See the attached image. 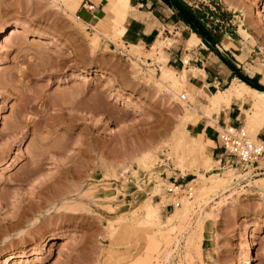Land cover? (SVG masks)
Wrapping results in <instances>:
<instances>
[{
  "label": "rangeland",
  "instance_id": "374dc122",
  "mask_svg": "<svg viewBox=\"0 0 264 264\" xmlns=\"http://www.w3.org/2000/svg\"><path fill=\"white\" fill-rule=\"evenodd\" d=\"M183 1L216 50L264 86V0ZM103 3L100 18L112 23ZM79 5L0 0V264H264L261 181L226 154L208 172H181L169 153L183 109L156 77L174 39L159 36L171 44L136 54L108 35L93 38V26L76 18ZM144 153L154 165L138 164ZM225 170L224 182L198 192L199 179ZM174 179L197 198L169 221L173 204L188 198L167 194ZM144 202L157 209V238L146 243L131 232Z\"/></svg>",
  "mask_w": 264,
  "mask_h": 264
},
{
  "label": "bare ground",
  "instance_id": "6f19581e",
  "mask_svg": "<svg viewBox=\"0 0 264 264\" xmlns=\"http://www.w3.org/2000/svg\"><path fill=\"white\" fill-rule=\"evenodd\" d=\"M103 1L107 2L109 4V8H111V9H109L110 10L109 13H110L111 17L113 18V22L107 23L106 21H104V19L100 18L97 24L92 25L93 26L92 28L94 30V35L92 34L93 35L92 37L96 39V37L98 35H103V36L108 35L111 40H113L115 42L117 40H119L120 44H122L121 40H120V36H121L120 28L122 27L123 24H125L127 21L130 20L131 14H135V8L130 5V0H103ZM51 2L54 5L61 7L63 10H69L71 8L77 7L79 5L80 0H51ZM253 2H254V0H253ZM251 5H253V3H251ZM255 6H256V3H255ZM254 12L256 13V11H254ZM262 12L264 14V6L262 9ZM262 12L259 9H257L258 15H259V13H261V15H262ZM12 28H15V27H12ZM12 30L15 31V29H12ZM14 31H11L10 35H12ZM163 38L164 37H162V38L159 37L154 42H152L149 46V49H146L147 50L146 52H144V51L142 52L141 51L142 49L136 45L130 44L129 47L131 48V51L136 52V54L142 53V54L151 56L154 53H156V51H160L164 45H170L171 44V42L168 41V39H169L168 37H166L164 39ZM95 39H93V40H95ZM111 40H110V42H112ZM165 40H167L168 42ZM90 42L92 43V38H91ZM185 42H186V47L189 49L192 46H195L196 44H198L200 42V39L192 31L191 34H189V36L187 37ZM132 52H129L128 54L130 56H133L134 53H132ZM185 56H186V58L183 59L184 60L183 62L186 65V64H188L189 59H187L188 55H185ZM135 63H136V61H135ZM81 69H82V67H81ZM186 69H183L182 71H177L173 67L162 65L160 74L158 77H156L157 84L160 87H162V89L167 94V96H169L170 98L171 97L175 98L177 100V103L179 104L178 106H180L183 109V114L181 116V119L178 121L179 123H177L178 126H177L176 130L173 132V134L171 135V139L169 142V148L171 151L169 153H170V155H174L175 166L181 172L189 170L190 168H193L196 171L203 169L206 172H208L211 169L212 164L215 165V163H214L215 161H213V159H212V152L207 150L206 145L204 144V141H203V139H204L203 134L201 135V137H197V136L190 134L189 130L186 128V125L189 122L195 123L199 119H204L205 121L213 120L212 119L213 115L216 114L220 108L230 106L231 102L234 101L236 98L242 99V98L247 96L250 99V102L246 108H242V110L244 111V115H245V117H244V124H245L244 128L248 132L249 135L254 137V136H256L259 129L264 127V90H258L257 88H254V87L250 86L249 84L245 83L244 81L235 77L224 90L217 89L216 91L214 90V92H208L205 88L202 89V91L207 93V96L209 99L207 107L203 112H198L197 110H195L193 112L192 109H194V108L187 101L188 96H189V94L186 92L187 91L186 84L188 83L187 72H189L190 74H193V75H198L199 73L204 74V72L199 68H190L189 67L188 71ZM147 72H149V75L151 78L155 77L154 70L147 69ZM29 74L30 73L24 71L20 75L22 77H28V76H30ZM182 95H183V97H182ZM174 129H175V127H174ZM137 160H138V164L139 165L141 164L142 167L143 166L144 167L151 166V165L155 164V156L148 154V153H144ZM216 162H218V161L216 160ZM228 173L231 174L230 170H227V171L225 170L224 173L222 174V176L217 175V173H211L207 176H204L203 179H199L200 185L198 188V192L201 193V195L202 194L204 195L207 190L210 192V189H212L214 186H216V184L218 182L222 183L226 180L224 178H225V176L228 175ZM244 174H248L250 176V171H245ZM232 176H234V175H232ZM39 184H40V186L43 185L41 182H39ZM37 187H39V185ZM42 188H43V186H42ZM39 190L40 189H38L37 191H39ZM155 190H153V191H155ZM196 190H197V188H196ZM262 192L264 193V191H262ZM201 195H199V196H201ZM196 198L197 197H194V199H196ZM194 199H191V197H188V198L183 197V199H181L180 202H176L174 204L175 209L171 212L169 217H167L169 219V221L175 217L176 218L177 217L183 218L184 216H187L186 214H187V212H189ZM201 199H202V197H201ZM63 203H65V202H63ZM67 203H69V202H67ZM142 207L145 209L146 214H145L144 218L142 217L143 219L140 218V220H138L137 224L131 228V232L134 234H137L138 237H140V239L144 238L146 240L145 243L146 242H152L155 238H157V234L155 232L156 230L154 231V229H153V227H155L154 226L155 225L154 218L156 217L157 209L151 203H148V202H144V205ZM25 208L23 209V211H25ZM19 210H21V209H19ZM19 213L20 212L17 210L12 215V217L14 218L13 220L16 221L15 223H17V222L20 223L24 219L23 218L21 220V216H19ZM25 214H26V212L24 213V215ZM20 215H23V214L21 213ZM168 219H167V222H168ZM179 219H181V218H179ZM18 223H17V225H18ZM197 223H198V221H197ZM11 225L9 224V227ZM17 225L15 226L13 224L12 227H17ZM125 230H128V229H125ZM128 232H130V230ZM157 232L159 233L160 231L157 230ZM17 234H18V232H17ZM5 240H7V237ZM8 240H9V238H8Z\"/></svg>",
  "mask_w": 264,
  "mask_h": 264
},
{
  "label": "crops",
  "instance_id": "0c3cea01",
  "mask_svg": "<svg viewBox=\"0 0 264 264\" xmlns=\"http://www.w3.org/2000/svg\"><path fill=\"white\" fill-rule=\"evenodd\" d=\"M130 3L135 8V14H131L130 20L120 28L121 42L126 43V46L131 44L142 48L149 46L159 38V35L173 38L174 42L163 51L162 56L166 59L165 65L173 67L177 71H182L186 68L188 71L190 67L199 68L204 72V74L199 73L198 75L187 72L188 83L186 84L189 86V88L186 86V92L189 94L187 101L194 108L192 111L203 112L207 107L209 99L207 93L202 91V89L205 88L208 92H214V90L216 91L217 89L224 88L227 84L229 85L235 78L232 68L222 59L225 56L209 46L195 32L200 42L188 49L185 41L189 34H191L192 29L180 20L174 10L162 0H130ZM76 12V15L89 26L97 24L100 17H104L105 15L104 3L102 0H81ZM184 32L186 33L185 36L183 35ZM215 44L218 46L217 43ZM227 48V46H224V49ZM187 53L190 55V58ZM183 54L188 55L187 59L189 61L187 65L182 60ZM231 54L233 53L231 52ZM234 62L230 63L235 67H239ZM245 99L248 103L245 102ZM249 102L250 99L247 96L242 99L236 98L231 102L230 106L220 108L213 115V120L208 122L204 119H199L195 123L189 122L186 125L190 134L197 137H201L203 134L206 148L211 143L213 144L211 148L210 146L208 147L212 152L213 161L216 162L217 160L221 163L224 154L217 148L215 134L217 127L215 126L221 125L223 121L244 125L243 118L245 115L242 108H246ZM210 123H213V125L210 126ZM256 138L263 141L264 144V127L259 129ZM217 155L219 158H216ZM226 162H229V159ZM252 177H254L253 181H261V190H264V154L254 164Z\"/></svg>",
  "mask_w": 264,
  "mask_h": 264
},
{
  "label": "built area",
  "instance_id": "2783aa9c",
  "mask_svg": "<svg viewBox=\"0 0 264 264\" xmlns=\"http://www.w3.org/2000/svg\"><path fill=\"white\" fill-rule=\"evenodd\" d=\"M78 19L79 16L76 15ZM183 97V95H182ZM216 140L223 153L233 158L232 162L239 164L243 170L252 171L254 164L258 158L264 154L263 141L256 138H251L242 124H233L222 122L215 129ZM181 183H177L176 179L166 187L167 194H178V191H184L188 197L192 196V188L184 184V188L180 189ZM174 205V204H173Z\"/></svg>",
  "mask_w": 264,
  "mask_h": 264
},
{
  "label": "trees",
  "instance_id": "16d2710c",
  "mask_svg": "<svg viewBox=\"0 0 264 264\" xmlns=\"http://www.w3.org/2000/svg\"><path fill=\"white\" fill-rule=\"evenodd\" d=\"M166 5L171 7L178 15L179 19L188 25L193 32L197 33L209 46H213L217 42H212L208 37L207 32L204 30L200 22V18L196 16L195 12L183 0H162ZM223 61L232 68L234 76L238 77L245 83H249L252 87L258 90H263L264 86L260 85L256 76L248 77L240 73L239 69L233 66L229 61L223 58ZM224 89V88H223ZM221 89V90H223Z\"/></svg>",
  "mask_w": 264,
  "mask_h": 264
},
{
  "label": "water",
  "instance_id": "95a60500",
  "mask_svg": "<svg viewBox=\"0 0 264 264\" xmlns=\"http://www.w3.org/2000/svg\"><path fill=\"white\" fill-rule=\"evenodd\" d=\"M211 47H213V49H215L216 50V48L214 47V45L213 46H211ZM247 84H249V83H247ZM250 85V84H249ZM251 86V85H250Z\"/></svg>",
  "mask_w": 264,
  "mask_h": 264
}]
</instances>
